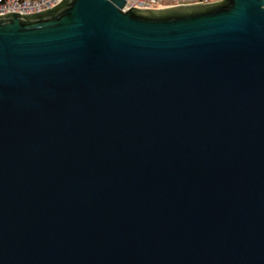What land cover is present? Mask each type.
<instances>
[{"label": "water", "instance_id": "water-1", "mask_svg": "<svg viewBox=\"0 0 264 264\" xmlns=\"http://www.w3.org/2000/svg\"><path fill=\"white\" fill-rule=\"evenodd\" d=\"M0 15V264H264V0Z\"/></svg>", "mask_w": 264, "mask_h": 264}, {"label": "built area", "instance_id": "built-area-1", "mask_svg": "<svg viewBox=\"0 0 264 264\" xmlns=\"http://www.w3.org/2000/svg\"><path fill=\"white\" fill-rule=\"evenodd\" d=\"M58 0H0V15L4 13L17 12L29 14L44 10ZM207 0H124L123 10L135 8H156L171 5L202 3ZM173 2L174 4H167Z\"/></svg>", "mask_w": 264, "mask_h": 264}, {"label": "rangeland", "instance_id": "rangeland-1", "mask_svg": "<svg viewBox=\"0 0 264 264\" xmlns=\"http://www.w3.org/2000/svg\"><path fill=\"white\" fill-rule=\"evenodd\" d=\"M210 1H213V0H207L206 2H210ZM167 4H174V3L170 2V3H167Z\"/></svg>", "mask_w": 264, "mask_h": 264}]
</instances>
